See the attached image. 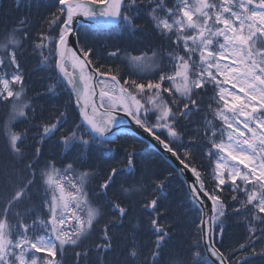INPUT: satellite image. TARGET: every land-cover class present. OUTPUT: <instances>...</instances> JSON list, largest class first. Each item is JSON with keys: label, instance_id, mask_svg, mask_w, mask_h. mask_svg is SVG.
Segmentation results:
<instances>
[{"label": "snow or ice", "instance_id": "1", "mask_svg": "<svg viewBox=\"0 0 264 264\" xmlns=\"http://www.w3.org/2000/svg\"><path fill=\"white\" fill-rule=\"evenodd\" d=\"M140 11L168 42L151 55L126 54L124 60L132 71L125 76L119 67L104 62L86 33L101 34L113 26L138 30L135 21ZM44 22L49 32L34 38L24 19L0 34V104L10 105L0 135L23 162L21 144L28 130L14 132L12 122L27 120L33 105L32 98H26L17 52L23 41L33 39V51H40L43 62L54 61L58 83L53 87L67 91L74 102L68 107L78 113L74 126L67 129L59 109L54 121L49 117L35 127L42 129L38 133L42 141L60 132L58 144L65 153L76 149L77 157L62 167L55 160L41 165L42 149L37 147L33 158H27L18 173L10 174L15 179L0 192V264H61L58 253L68 246L78 247L87 238L102 214L88 192L89 182L98 175L97 166L87 158L93 148L101 160H115L112 153L120 156L99 173L97 189L105 197L109 190L131 196L152 189L137 202L156 213L150 219L156 237L151 264H160L169 231L160 222L166 211L161 210L159 194L167 188L172 171L163 176L145 166L137 178L141 153L135 143L121 144L122 153L111 147L121 137L144 144L143 135L129 137L133 125L147 134L148 147L186 177L188 203L199 214L196 238L186 255L172 254L167 264H247L250 257L264 256V248L252 247L246 256L234 259L237 251L264 239L256 236L257 231L264 233V0H176L174 4L169 0H58L57 10ZM120 52L116 49L106 55L112 59L120 57ZM209 91L213 95L205 108L203 94ZM201 111L205 113L203 132L185 144L179 122ZM194 147L206 149L201 155L207 157V164L196 162ZM77 166L84 170L77 172ZM121 176L123 183L114 187ZM34 185L44 189L45 212L27 223V213L14 214L13 209L30 198ZM226 191L239 205L235 212L250 213V223L259 222L262 227L248 229L247 244L222 251V218L230 206ZM105 203L117 219L127 215L119 196L106 198ZM13 215L14 224L10 223ZM109 226L101 229L98 250H111ZM83 254L76 253L77 257ZM128 255L134 258L139 253L133 248Z\"/></svg>", "mask_w": 264, "mask_h": 264}, {"label": "trees", "instance_id": "2", "mask_svg": "<svg viewBox=\"0 0 264 264\" xmlns=\"http://www.w3.org/2000/svg\"><path fill=\"white\" fill-rule=\"evenodd\" d=\"M169 2L174 4L175 0H169ZM57 4L58 0H0V19L3 17L4 12H9V17L0 20V34L4 33L7 29L18 27V21L22 19L27 21L25 26L33 38L41 32L48 33V25L44 21L49 17L50 12L57 10ZM135 24L138 30L115 26L101 34H97L92 30H88L86 33L87 39L97 49L98 54L104 58V62L109 66L119 67L125 76L132 69L127 66L126 60L122 59L121 56L128 53L138 55L140 53L158 51L162 45H166L168 42L166 38L161 37L159 32L152 27L151 22L148 21L143 11L139 12ZM33 43V39L23 41V48L18 49L17 52L20 70L25 78L24 87L26 98H32L33 110L28 111L27 120L19 118L12 122V131L25 132V130H28L21 144L26 159L21 162L18 157L14 156L9 149L6 137L0 135V192L4 190L5 185L11 186V181L15 177H12L10 174L13 172L18 173L23 168L24 163L28 162L27 158H33L37 147L42 149L38 157L41 165L45 161L55 160L57 167H62L63 164L77 157L76 149L65 153L62 145L58 144L60 132H56L55 135L50 138H45L42 141L41 136L38 134L42 132V129L35 127V125L42 123L49 117H52L54 121L56 115L55 110L59 109V112L64 113L63 118L66 120L63 128L67 129L74 126L73 122L77 120L78 113L74 110V107H68L69 103L74 102L69 100L67 91L58 86L53 87L58 83L56 80L57 73L54 68V61L43 62L40 51H33ZM116 49L121 50L120 57L107 58V52ZM45 54L47 53L45 52ZM158 75L159 72H156L155 76ZM154 78V76L146 77V79ZM207 94L208 92L203 94L204 103L202 107L205 108L208 102ZM209 118L211 117H207V119ZM5 122V113L1 111L0 130L3 129ZM204 123L205 113L203 111L193 113L190 117L182 119L179 122V127L181 132L184 133L183 142L187 144L193 136H198L202 133ZM128 134L129 137L134 135ZM199 142L203 143V140ZM133 143H135L137 151L141 153L137 158V178H139L141 170L145 166L163 176H168L169 171H172L167 188L163 193L159 194L162 196L159 201L161 210L166 211V214L161 217L160 222L167 224L169 231V238L163 247L160 264H167L172 254L186 255V249H188L189 245L196 238L194 235L195 223H198L199 214L188 203L186 186L181 175L173 170L174 166L159 152L148 147V142L145 141L144 144H141L130 138L121 137L111 147L118 149L122 153L123 150L120 148L121 144L132 145ZM193 150L196 152V162L207 164V157L201 155V152L206 151V149L194 147ZM111 155L115 156V160H101L100 153L95 148L91 149L88 153L87 158L89 162L97 166L96 170L98 172L97 177L89 182V199L93 202L94 206L101 208L102 214L95 222L93 230L87 238L80 242L78 247L68 246L62 253H58L57 259L61 261V264H112L114 260L121 258H124L129 264H133V261H135L134 264H145L146 260L148 264H151V252L156 248V237L150 227V219L156 213H149L144 209L143 202L138 203L137 201H142V196L151 193L152 189L149 188L146 193L131 196L120 195L119 193L114 194L113 190H109L105 197L97 189V183L100 181L99 173L101 170L116 164V161L120 159V156L116 155V153H112ZM66 156L67 159L65 158ZM82 170L84 169L77 166V172ZM124 179V176L118 177L117 185L114 187H118L123 183ZM128 180L131 183V177H128ZM43 195L44 189L34 185L30 198H25L20 201L17 207L13 209V213H27L28 217L34 213H41V209H35L33 206L38 204V201L40 202ZM115 196H119L123 205L127 208V215L119 219L113 216L111 208L105 203L106 198L114 199ZM225 196L230 206L227 209L226 215L222 218V251L238 248L240 244H247V237L249 236L248 229L250 227L257 229L262 227L259 222L250 223V213L245 211L236 213L235 209L239 205L231 200L227 191L225 192ZM16 219L15 215H13L10 218V223L14 224ZM106 224L110 225L108 231L112 237V247L108 251L98 250L96 246L102 244L100 239L101 229ZM217 231L219 232V229ZM256 236H264V233L257 231ZM217 239H219V236ZM252 247H255L257 251L264 248V239H258L251 247L237 251L234 259L246 256L251 252ZM133 248L139 253L134 258L128 255ZM78 252L86 254L77 257L76 253ZM247 264H264V256L250 257L247 260Z\"/></svg>", "mask_w": 264, "mask_h": 264}, {"label": "rangeland", "instance_id": "3", "mask_svg": "<svg viewBox=\"0 0 264 264\" xmlns=\"http://www.w3.org/2000/svg\"><path fill=\"white\" fill-rule=\"evenodd\" d=\"M175 3H176V0H175ZM152 52H153V51H152ZM152 52L147 53V54L151 55ZM124 57H125V55H124V56H121L122 59H124ZM2 74H3V73L0 72V75H2ZM209 93H210V94H209ZM212 95H213L212 91H209L208 94H207V100H208V98H209L210 96H212ZM1 111H3V112L5 113L6 121H7L8 118H9V115H10V105L0 104V112H1ZM17 119H19V118H17ZM17 119H16V120H17ZM209 119H211V118H209ZM14 121H15V120H14ZM217 126H218V122H217ZM43 198H44V195H43V197L41 198L40 202L38 201V204H36V205L33 206V208H35V209H41L42 212L39 213V214L34 213V214H32L30 217L27 216V217H26V222H27V223H31L33 219H38V218H40V217L44 214L45 210L42 208V205H41V201H42ZM97 219H98V218H97ZM41 255H42V254H41ZM134 262H135V261H133V264H134Z\"/></svg>", "mask_w": 264, "mask_h": 264}, {"label": "water", "instance_id": "4", "mask_svg": "<svg viewBox=\"0 0 264 264\" xmlns=\"http://www.w3.org/2000/svg\"><path fill=\"white\" fill-rule=\"evenodd\" d=\"M128 132L134 133V134H136V135H143L144 140H146V141L148 142L147 134H143V133H142V130H137V129L135 128V125L131 126V128L128 129ZM168 160H169V159H168ZM169 161H170V160H169ZM170 162H171V161H170ZM171 163H172V162H171ZM172 164H173V163H172ZM173 166H174V165H173ZM190 176H191V174L189 173V174H188V177L190 178ZM182 178H183V180H184V182H185L186 177H185V176H182Z\"/></svg>", "mask_w": 264, "mask_h": 264}, {"label": "bare ground", "instance_id": "5", "mask_svg": "<svg viewBox=\"0 0 264 264\" xmlns=\"http://www.w3.org/2000/svg\"><path fill=\"white\" fill-rule=\"evenodd\" d=\"M7 17H9V12H8V11H6V12L3 13V17H2L0 20H4V19H6ZM123 259H124V258L114 260V261L112 262V264H129L128 261H126L125 259L123 260ZM122 261H123L124 263H123Z\"/></svg>", "mask_w": 264, "mask_h": 264}]
</instances>
